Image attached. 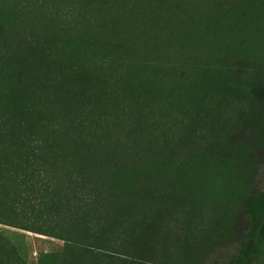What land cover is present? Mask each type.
Here are the masks:
<instances>
[{
  "label": "trees",
  "instance_id": "1",
  "mask_svg": "<svg viewBox=\"0 0 264 264\" xmlns=\"http://www.w3.org/2000/svg\"><path fill=\"white\" fill-rule=\"evenodd\" d=\"M195 1L0 0V264H29L9 228L63 241L35 264H207L225 238L264 264V60L175 37Z\"/></svg>",
  "mask_w": 264,
  "mask_h": 264
},
{
  "label": "rangeland",
  "instance_id": "2",
  "mask_svg": "<svg viewBox=\"0 0 264 264\" xmlns=\"http://www.w3.org/2000/svg\"><path fill=\"white\" fill-rule=\"evenodd\" d=\"M172 24L175 37L206 45L217 46L222 42L235 43L238 45V52L247 54L249 59L253 61L264 60V0H196L194 4L177 10ZM236 109L242 110L243 115L248 114L246 112L248 108L244 101ZM233 112L230 111L228 114L233 116ZM234 130L235 132L239 131V129ZM232 136L233 138L236 136L244 138L240 133L239 135L235 133ZM251 157L262 161L260 163L264 164V145L254 150ZM259 179H261V182L264 180L262 167ZM239 216L244 223V219L241 215ZM206 217H208V213ZM5 227L9 228L8 226ZM9 229L28 235L26 242L29 264H35L40 252L60 250L63 245V241L55 237L16 228ZM238 230L236 232H240ZM191 239L198 245L195 238L191 237ZM234 246L235 244L227 241L226 238L223 241L214 242L212 249L207 254L206 263L223 264ZM177 250L184 252L183 249ZM173 251H176V249L173 248L167 253H161L156 258L158 264H161L163 260L169 261L172 258L169 255H172Z\"/></svg>",
  "mask_w": 264,
  "mask_h": 264
}]
</instances>
